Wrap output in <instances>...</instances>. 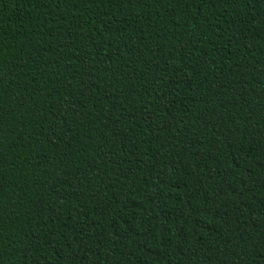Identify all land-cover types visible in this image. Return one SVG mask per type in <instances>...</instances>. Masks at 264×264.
I'll use <instances>...</instances> for the list:
<instances>
[{
    "label": "trees",
    "instance_id": "obj_1",
    "mask_svg": "<svg viewBox=\"0 0 264 264\" xmlns=\"http://www.w3.org/2000/svg\"><path fill=\"white\" fill-rule=\"evenodd\" d=\"M0 264H264V0H0Z\"/></svg>",
    "mask_w": 264,
    "mask_h": 264
}]
</instances>
